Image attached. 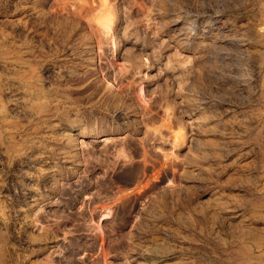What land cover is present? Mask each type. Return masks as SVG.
Here are the masks:
<instances>
[{
	"label": "rangeland",
	"instance_id": "374dc122",
	"mask_svg": "<svg viewBox=\"0 0 264 264\" xmlns=\"http://www.w3.org/2000/svg\"><path fill=\"white\" fill-rule=\"evenodd\" d=\"M258 27L264 0H0V264H264Z\"/></svg>",
	"mask_w": 264,
	"mask_h": 264
},
{
	"label": "bare ground",
	"instance_id": "6f19581e",
	"mask_svg": "<svg viewBox=\"0 0 264 264\" xmlns=\"http://www.w3.org/2000/svg\"><path fill=\"white\" fill-rule=\"evenodd\" d=\"M91 3H93V2H91ZM101 2H99V4H100ZM103 3V2H102ZM103 5V4H102ZM98 7L100 6V5H97ZM102 6H100L99 8H101ZM30 9V8H29ZM28 9V10H29ZM97 9V8H96ZM95 9V7H93V10L95 11L96 10ZM31 12V11H30ZM25 13V12H24ZM93 13V12H92ZM97 14V13H96ZM99 14V13H98ZM99 17V16H98ZM105 17V16H104ZM184 20V19H183ZM173 25H174V31H176V34H178V35H181V36H186L187 35V33H188V31H191L192 30V28L190 27V29H189V26H187L188 28H186V25H184L183 26V22H181L179 19L177 20H174V23H173ZM194 25V24H193ZM206 26V25H205ZM219 27V26H218ZM224 28V27H223ZM189 29V30H188ZM222 29V28H221ZM264 28L262 27H258V32L260 33V32H262V30H263ZM194 30V29H193ZM187 38H188V36H186ZM196 39H198V38H196ZM186 41L188 40V39H185ZM195 40V39H194ZM191 41H193V39L191 40ZM196 43H198L197 42V40L195 41ZM187 44H188V41L186 42ZM190 43V42H189ZM247 44L248 43H246V42H241V44H239L241 47H244V46H247ZM14 48H16V47H14ZM225 48V47H224ZM2 49V48H1ZM211 52V51H210ZM5 53V52H4ZM214 54V53H213ZM6 56L7 55H9V54H5ZM218 56V55H217ZM219 57V56H218ZM216 58V57H215ZM6 59V58H5ZM213 59V58H212ZM1 61L2 60H0V63H1ZM15 61V60H14ZM13 62V60H12V57H11V62H9V61H2V63H1V65L0 66H2L3 68H6V69H8V70H12V71H18V70H20V69H22L23 68V64H16V63H12ZM208 63V62H207ZM5 69V70H6ZM25 69H26V67H25ZM24 69V70H25ZM23 70V71H24ZM11 72V71H10ZM15 74V73H14ZM4 82H6V81H4ZM11 83V82H10ZM4 84V83H3ZM32 85V84H31ZM1 86V85H0ZM12 87V86H11ZM17 87H18V85H17ZM19 87H20V85H19ZM22 87V86H21ZM37 87V86H36ZM2 88V87H1ZM24 88V87H23ZM27 88V87H26ZM21 89V91L19 92V94L20 95H22V106H24V107H28L29 109H31L32 107V105H34L35 106V104L36 103H40V102H42V98L43 97H41L36 91H32V90H30V89ZM10 89H12V88H10ZM34 89V88H33ZM35 90V89H34ZM37 90V89H36ZM13 91V90H12ZM40 92H42V91H40ZM11 93V92H10ZM17 94V93H16ZM15 94V95H16ZM13 95V94H12ZM19 95V96H20ZM14 96V95H13ZM19 96H17V97H19ZM45 96V95H44ZM16 97V96H15ZM14 99V98H13ZM12 98H11V100H13ZM11 100H9V101H11ZM15 101V100H14ZM13 101V102H14ZM12 102V101H11ZM10 102V103H11ZM15 103H18L17 101L15 102ZM43 103V102H42ZM44 103H45V101H44ZM19 106H21V104H19ZM17 107V105L14 107V109ZM23 107V108H24ZM31 107V108H30ZM39 107H41V106H39ZM22 108V109H23ZM27 108V112H29L30 110ZM0 109H1V107H0ZM21 109V110H22ZM33 109V108H32ZM24 110V109H23ZM25 111V110H24ZM31 111H33V110H31ZM30 111V112H31ZM38 112V111H37ZM72 113V112H71ZM34 114V113H33ZM38 115V114H37ZM36 115V116H37ZM35 116V115H34ZM75 116V115H74ZM4 117H6V116H3L2 115V111H0V119H4ZM204 117V116H203ZM206 123V122H205ZM42 125V124H41ZM79 125V124H78ZM206 125V124H205ZM42 127V126H41ZM48 127H50V126H48ZM71 127V126H70ZM51 128V127H50ZM42 129V128H41ZM43 129H44V127H43ZM79 129V128H78ZM206 129H208V128H206ZM54 130V129H53ZM56 130V129H55ZM210 130V129H209ZM69 131H71L69 128H67V127H61V128H59L58 130H56V131H54V135L56 134V136H57V134H63L65 137L68 135L69 136ZM53 132V131H52ZM48 133V132H47ZM49 134V133H48ZM41 135H43V134H41ZM69 139V138H68ZM66 140V139H65ZM8 143V142H7ZM9 145V144H8ZM13 147H14V145H13ZM63 151V150H62ZM64 152V151H63ZM65 153V152H64ZM46 154V153H45ZM43 156V155H42ZM38 157V156H37ZM41 157V156H40ZM63 158H67V156L66 155H64L63 156ZM40 159V158H39ZM37 160V159H36ZM36 160H34V161H36ZM42 160V159H41ZM46 160H47V158H46ZM33 162V161H32ZM39 162V161H38ZM38 162H37V164H38ZM43 162V161H42ZM36 163V162H35ZM40 163V162H39ZM46 165V164H45ZM52 167V166H51ZM53 168V167H52ZM52 168L50 169V168H45V170H42V171H44L45 173H44V177L46 178V180H48V179H51L52 177H53V175H52V173H53V171H52ZM30 175V174H29ZM28 175V176H29ZM43 177V176H42ZM49 181V180H48ZM261 189H263L264 190V188H261ZM212 194H213V192H212ZM35 195V193L33 192V195H31V196H34ZM213 197V196H212ZM211 197V198H212ZM215 197V196H214ZM214 200V199H213ZM214 201H218L217 200V198H216V200H214ZM261 201V200H260ZM215 204H216V206L220 209V208H222V210L221 211H223V208L225 207H223V204L222 203H220V202H214ZM225 204V203H224ZM260 205H263V204H260ZM259 205V206H260ZM257 206H258V204H257ZM258 206V207H259ZM216 207V208H217ZM231 208V207H230ZM226 209H228L227 208V205H226V207H225V210ZM216 210V209H215ZM224 210V211H225ZM241 210V209H240ZM220 211V210H219ZM229 211V210H228ZM227 211V212H228ZM232 212V211H231ZM244 212V211H243ZM252 213V212H251ZM254 213V212H253ZM231 214V213H230ZM254 214H256V213H254ZM259 215L261 214V213H258ZM232 215V214H231ZM232 217H234L235 219H236V221H237V223H239L240 225H245V226H249V224H248V222L250 223V220L249 219H246L245 217H244V215H242V213H240V211L238 210L237 211V209H236V211H234L233 212V215H232ZM249 217V216H248ZM230 218V217H229ZM249 220V221H248ZM264 220V219H263ZM252 222V221H251ZM248 224V225H247ZM262 224V223H261ZM254 226V225H253ZM241 227V226H240ZM250 227H252V226H250ZM247 229V228H246ZM248 230H251V228L250 229H248ZM244 231V230H243ZM247 231V230H246ZM246 234V233H245ZM258 235V234H257ZM242 236H243V234H242ZM259 236V235H258ZM252 238V237H251ZM256 240H257V237L255 238ZM252 240V239H251ZM259 240V239H258ZM255 242V241H254ZM253 244V243H252ZM244 245V244H243ZM242 245V246H243ZM256 246V245H255ZM245 247V246H244ZM248 247V246H247ZM246 247V248H247ZM149 248V247H148ZM152 247H150V249H151ZM158 249H160V248H158ZM157 249V250H158ZM240 249V248H239ZM242 249V248H241ZM249 249V248H248ZM142 250V249H141ZM152 250H154L153 248L151 249V250H146V251H148L147 252V256H148V260H150V264H166L165 263V260H166V258H165V260H164V255L162 254V256L163 257H158V256H156V255H154L153 253H152ZM161 250V249H160ZM244 250V249H243ZM242 250V251H243ZM145 251V250H144ZM247 251V250H246ZM155 252H158V251H155ZM142 253H144V252H142ZM159 254V253H158ZM161 254V253H160ZM172 255V254H171ZM255 255V254H254ZM146 256V257H147ZM168 259V258H167ZM247 259V258H246ZM182 260V259H181ZM144 261V260H143ZM241 261V260H240ZM244 261V260H243ZM141 262V261H140ZM148 261H145V263H147ZM172 262H173V260H172ZM247 262V261H246ZM249 262V261H248ZM144 263V264H145ZM175 263V262H174ZM168 264V263H167ZM180 264V263H179Z\"/></svg>",
	"mask_w": 264,
	"mask_h": 264
}]
</instances>
